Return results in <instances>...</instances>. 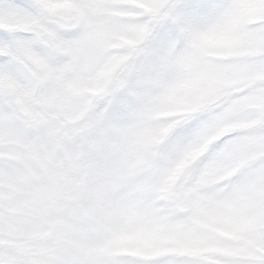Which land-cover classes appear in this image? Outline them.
<instances>
[{"label":"snow or ice","instance_id":"snow-or-ice-1","mask_svg":"<svg viewBox=\"0 0 264 264\" xmlns=\"http://www.w3.org/2000/svg\"><path fill=\"white\" fill-rule=\"evenodd\" d=\"M0 264H264V0H0Z\"/></svg>","mask_w":264,"mask_h":264}]
</instances>
